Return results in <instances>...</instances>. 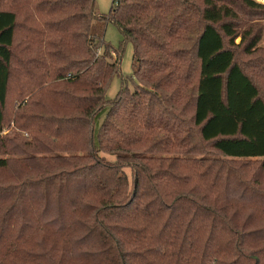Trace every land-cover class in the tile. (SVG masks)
<instances>
[{
  "label": "trees",
  "instance_id": "1",
  "mask_svg": "<svg viewBox=\"0 0 264 264\" xmlns=\"http://www.w3.org/2000/svg\"><path fill=\"white\" fill-rule=\"evenodd\" d=\"M238 3L247 25L223 0H112L108 17L0 0V171L26 155L0 187V264H264V4ZM127 43L142 88L108 99Z\"/></svg>",
  "mask_w": 264,
  "mask_h": 264
},
{
  "label": "rangeland",
  "instance_id": "2",
  "mask_svg": "<svg viewBox=\"0 0 264 264\" xmlns=\"http://www.w3.org/2000/svg\"><path fill=\"white\" fill-rule=\"evenodd\" d=\"M193 2V4L195 6H199L201 5L202 0H191ZM225 3H227L228 5H234V10L236 11V13L240 14L242 17V24L243 25H247L246 23H243L246 20L245 16H244V11L243 9L241 10H237V4L238 0H229L230 2H227L228 0H223ZM232 1V2H231ZM258 3L260 4H264V0H256ZM95 2V6L99 12V14L103 17H108L111 11V7H112V0H94ZM250 20H248L249 22ZM252 25L257 24V25H262L264 26V20H257V19H253L250 22ZM104 38L105 40H107L112 46L117 47L118 42L121 40V36L119 35L118 31L115 29V27H113L110 23L105 22V26H104ZM235 43L237 45L240 44V37L237 38L235 40ZM259 46L261 48H264V33H262V41L260 42ZM122 51L121 55H120V59H119V75H117L116 77L113 78V80L111 81L110 85L108 86L107 90H106V98L108 99H113L116 94L118 92H120V90H122V88L124 87V90L127 91V93H132L135 90H139L140 88H142L141 84L139 86V76H137L136 78L133 76L132 74L134 73V71L138 68V67H144L143 65L140 64H136L135 62H133L132 59V48L130 44H126L123 49L120 48L117 50H112L111 51V62L114 63V61L117 60V54H119V52ZM243 50L242 47H238L235 51V61L244 69V70H249L250 66L255 63L257 60V58L252 59V58H247L243 55ZM255 81L258 83L259 85V90H260V94L262 96V98H264V74L261 75V77H254ZM123 81V83H122ZM138 83V84H137ZM20 144V143H18ZM209 154H206L204 156V158L206 159H217V160H224L227 161L226 159H223L222 157L214 154V152L210 151L209 149L206 150ZM173 155L171 154H166L165 152L162 153H158L155 155V157L158 158H168L171 157ZM8 158H12L15 160L17 159H25L26 155H21V154H14V155H8ZM111 160H113V157H107ZM12 162V164L6 169V170H2L0 171V187H4L6 184H8L14 177L15 174V169L17 168V165L15 164V162ZM254 173V174H252ZM249 175H252V183H250V187H253V190L257 192V190H261L262 189V182H264V175H262L259 171V169L257 168V164L254 163L251 171L249 172ZM254 181V182H253ZM232 189V188H231ZM255 206V205H254ZM257 206V205H256ZM2 210V207H0V212ZM259 212L258 206H257V213ZM2 213V212H1ZM257 213L255 215V217L257 216ZM254 222L258 225L264 224V221L262 220H257L254 219Z\"/></svg>",
  "mask_w": 264,
  "mask_h": 264
}]
</instances>
